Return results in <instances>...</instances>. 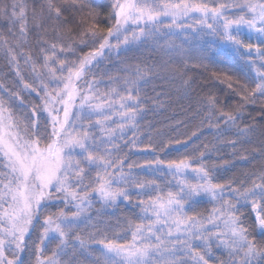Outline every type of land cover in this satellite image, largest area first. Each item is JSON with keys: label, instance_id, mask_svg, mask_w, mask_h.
<instances>
[{"label": "snow or ice", "instance_id": "1", "mask_svg": "<svg viewBox=\"0 0 264 264\" xmlns=\"http://www.w3.org/2000/svg\"><path fill=\"white\" fill-rule=\"evenodd\" d=\"M101 7L100 0H0L7 25L0 57L13 77L0 76V264H33V256L34 264H264V166L220 182L229 162L211 161L223 148L245 161L244 153L264 156V139L245 147L257 131L264 137V124L242 123L258 101L264 121V0H107L104 15ZM174 37L230 50L246 66L244 82L209 71L212 56ZM148 47L186 69L197 59L195 67L239 103L199 97L202 118L183 143L163 139L151 123L142 127L172 87L189 95L195 83L163 60L99 73L113 55ZM205 126L212 140L168 158ZM133 149L150 158L130 160ZM121 203L135 218L116 231L103 217ZM201 205L211 207L197 211ZM42 213L39 242H29Z\"/></svg>", "mask_w": 264, "mask_h": 264}, {"label": "trees", "instance_id": "2", "mask_svg": "<svg viewBox=\"0 0 264 264\" xmlns=\"http://www.w3.org/2000/svg\"><path fill=\"white\" fill-rule=\"evenodd\" d=\"M29 2H31V0H29ZM100 2L103 7H101L99 10L102 12V15H104L109 10L107 8V0H100ZM173 39L176 44L183 45V47L186 49L199 47L201 52L212 56L213 59L208 61V63L211 64V68L209 69V71L220 72L221 69L225 67V63L217 55H215L212 50H210L208 46L203 42L192 40L189 44H184L183 38L181 37H174ZM161 43H163V41H161ZM190 55L196 57L198 53L196 51H191ZM162 60L168 61L172 67L178 68L182 72L187 71V74L193 77L195 81V83L193 84V91L189 95H185L182 89L178 90L177 87H172L170 89V96L167 99L164 107L155 111L147 112L144 116V119L141 120L140 123L142 127L147 123H151L153 125V130L155 132L161 133L162 138L165 140L175 139L180 140L181 143H183L189 140V137H191V134L193 132L197 131V126L199 125L202 118V113L198 108L197 101L199 97L206 94H203L204 92L202 93V90L200 91L199 88L201 89L202 84H204L202 82H205L206 84L207 82H209V72L204 71L202 68L195 67V65L198 63L197 59L194 58L193 60L189 61L188 63L190 68L186 69L179 57L169 56L164 54L160 50L154 51L151 47H148L141 48L139 50L134 49L127 55L122 54L119 60L115 55H113L109 61H105L103 64H101L99 73L105 74V78L107 77V75H123L124 73H122L120 70L124 67L125 63L132 64L139 63L141 61H155L159 63ZM155 83L159 85L161 81L157 80L155 81ZM171 83L178 86V78L176 80H173ZM108 86L109 85L107 84H101V88H107ZM160 90L161 89L159 87L156 88L157 92H159ZM146 91L148 96L151 97L154 95L151 87H148ZM173 97H176V100L182 102L180 104V107L183 110L182 112L181 108H177L171 103L170 99H173ZM149 107H151L150 104ZM183 116L186 117V121L182 119ZM261 124H264V121H262ZM176 132H180V134H177ZM201 132L203 133L202 135ZM131 135V132H129L128 136L130 137ZM213 135L214 133L208 132L207 127L205 126L200 130V132H197V136H199V139H197L196 137H192L188 143L187 149L181 148L179 152L173 151L168 158H176L178 155L183 154L185 151L191 152L195 145H202L212 140ZM261 139H264V137H261L259 135V131H257V133L252 137V143L246 144L245 147L249 150L253 148H259ZM243 155H248L247 161L241 158V154H238L234 158L231 155L230 148H223L219 156H217L216 154H213L211 156V161L218 165H222L224 161L229 162L227 170L221 167L220 171L217 173V175L220 177V182H224L226 180H234L237 182L242 181L245 179L246 173L257 171L261 169L262 166H264V156L255 155L251 152L244 153ZM129 157L130 160L137 162H142L145 158H150L139 154L138 149H133L132 152L129 153ZM133 198L135 199V197ZM94 204L101 205L99 202H95ZM95 207L101 208L102 206L97 205ZM205 207H211V205H201L197 208V211H200ZM133 212L134 210L130 209L128 205L121 203L116 209L105 210L103 218L108 221L109 226L112 229L120 231L121 227H126L124 220L125 217H132L133 219L135 218ZM117 221H119V227H117ZM50 247L54 248L55 245H50ZM46 254L50 253L46 252ZM25 259L27 260L29 259V257H25ZM30 259L34 264V256L30 257Z\"/></svg>", "mask_w": 264, "mask_h": 264}, {"label": "rangeland", "instance_id": "3", "mask_svg": "<svg viewBox=\"0 0 264 264\" xmlns=\"http://www.w3.org/2000/svg\"><path fill=\"white\" fill-rule=\"evenodd\" d=\"M0 28H3L5 30V32L7 31V25L5 24H0ZM204 44L207 45L206 42H203ZM83 51H88V49H83ZM215 55H217L224 63H225V67L223 69H221V71L227 72L228 75L232 76L234 79L240 80L241 82H244V72L247 71L246 66L242 65L241 62L239 61V59L233 54L231 53L230 50L228 49H216L214 51H212ZM243 69V70H242ZM220 71V72H221ZM0 76H4L6 77L7 80H12L13 77L10 73L9 68L7 67L6 62L3 60L2 57H0ZM204 84H202L201 89L199 88V90L205 94L208 92H212L215 93L217 95L220 96L221 101H224V99L226 97H230V103L231 104H236L239 103V98L236 97L233 93L229 92L227 90V88L223 85V84H217L211 80H209V82H207V84L205 82H202ZM176 97H173V99L171 100V103L177 107V108H181L180 104L182 103L179 100L175 99ZM31 99H33L34 101L36 100V98L33 96ZM36 103H39V101H36ZM182 108H181V112H182ZM260 116H261V111H260V104L259 101L257 102V104L255 106H249L245 108V115L243 118L242 123H255L257 125L261 124V120H260ZM182 119L184 121H186V117L183 116ZM177 133V132H176ZM177 134H180L177 133ZM232 135V134H229ZM101 206L99 204H94V208L95 209H99L98 207L95 206ZM59 207H63V205H59ZM56 207H50L48 209V212H54L56 211ZM43 213L40 216V222L36 224V229L34 232L31 233V241H35L38 244V236L40 234V232L42 231V221H43ZM35 223V222H34ZM26 239H28L26 237ZM55 243L52 244V246H54ZM67 259V258H65Z\"/></svg>", "mask_w": 264, "mask_h": 264}]
</instances>
